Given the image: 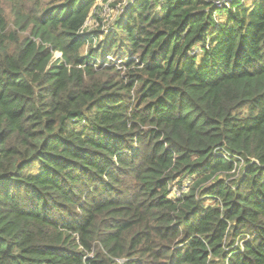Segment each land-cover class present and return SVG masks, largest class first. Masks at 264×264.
<instances>
[{
  "label": "trees",
  "instance_id": "1",
  "mask_svg": "<svg viewBox=\"0 0 264 264\" xmlns=\"http://www.w3.org/2000/svg\"><path fill=\"white\" fill-rule=\"evenodd\" d=\"M108 1L0 0V264H264V0Z\"/></svg>",
  "mask_w": 264,
  "mask_h": 264
},
{
  "label": "rangeland",
  "instance_id": "2",
  "mask_svg": "<svg viewBox=\"0 0 264 264\" xmlns=\"http://www.w3.org/2000/svg\"><path fill=\"white\" fill-rule=\"evenodd\" d=\"M129 4V2L127 1H122V0H110L107 3H100L99 5V10L96 12V18L90 20L88 22L87 28L86 30H97L99 28L102 27L103 31L108 30L109 28H112L113 25L116 22V19L118 18V16L122 13V10ZM112 6H115L116 9H113ZM97 17L103 21V23L101 24L98 20ZM220 19V18H219ZM223 19V18H222ZM198 51V48L197 50ZM89 50H87L85 52V54H88ZM57 57H60V54L56 55ZM101 60L99 59V62ZM107 61L110 62H115L118 64V66H120V64L122 63L121 60L115 56H111L107 58ZM119 69H121V67H119ZM124 71V68L122 69V72ZM236 174V177L234 179H237V175L239 173V170H236L234 172ZM234 173H231L230 175L233 177ZM219 179H225V177L221 176L219 177ZM232 179V178H231ZM185 187H189L188 182L184 183ZM179 189L177 186L173 189V190H177Z\"/></svg>",
  "mask_w": 264,
  "mask_h": 264
},
{
  "label": "built area",
  "instance_id": "3",
  "mask_svg": "<svg viewBox=\"0 0 264 264\" xmlns=\"http://www.w3.org/2000/svg\"><path fill=\"white\" fill-rule=\"evenodd\" d=\"M231 2V0H223V2H216V7L217 8H222L224 6H229V3ZM188 190L187 187L183 186L181 189H177V190H173V194L172 196L175 199H178L181 197V195H183L184 193H186Z\"/></svg>",
  "mask_w": 264,
  "mask_h": 264
}]
</instances>
